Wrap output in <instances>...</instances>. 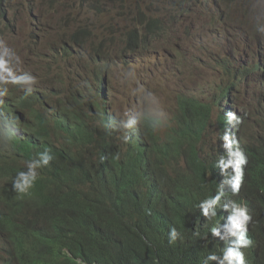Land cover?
I'll use <instances>...</instances> for the list:
<instances>
[{"label":"trees","instance_id":"1","mask_svg":"<svg viewBox=\"0 0 264 264\" xmlns=\"http://www.w3.org/2000/svg\"><path fill=\"white\" fill-rule=\"evenodd\" d=\"M1 1L6 2L5 7L14 2ZM175 1L177 8H182L181 14L187 7L203 6L204 2ZM233 2L215 1L216 5L226 6L231 27ZM139 18V30L118 39H104L99 45L87 29H77L65 41L66 55L89 58L84 76L100 73L96 82L80 76V85L73 79H57L66 89V99L58 107L54 105L60 100L58 90L37 98H11L10 103L0 107V241L11 247L19 264H186L199 256L202 240L220 246L221 239L209 234L199 208L180 214L184 207L198 206L217 194L221 174L218 157L214 158L208 142L203 141L211 108L186 98L180 100L186 130L166 136L165 143L159 144L148 123L149 111L143 103L139 105V94L115 89L110 82L113 73L108 75L103 70V62L112 67L136 49H152L162 40L161 25L166 19L146 13ZM222 64L226 65L224 61ZM262 71L264 63L260 62L252 68L227 64L231 83L219 93L221 101L235 105L241 118L231 132L243 140L248 160L239 203L258 218V224L252 228L253 237L247 235L251 245L240 249L247 264H264V218L259 217L264 213V89L256 81L252 110L241 108L234 101L247 92L255 83L253 76ZM131 108L140 114L136 128L142 137L145 158L139 142H124L122 137L131 135V130L105 127L110 117L119 119L132 114ZM224 116L219 118L223 129ZM203 144L209 151L207 161L200 158L198 147L203 148ZM172 145L188 147L175 156V165L182 158L184 168L169 177L160 169L168 161V147ZM46 149L54 159L37 169L38 180L28 194L20 195L12 187L17 172L26 171L28 161L38 159V154ZM217 151L221 152L219 147ZM150 156L154 157L152 163ZM176 183L196 187L197 200L183 193L174 195ZM232 199L228 194L221 199L215 209L216 219L223 213L222 205ZM190 201L194 203L187 204ZM122 215L127 224L142 226L151 236L130 233L120 223ZM173 227L179 235L175 242H170L169 231ZM123 231L128 232L122 235ZM187 242L193 244L195 251L190 250Z\"/></svg>","mask_w":264,"mask_h":264},{"label":"clouds","instance_id":"2","mask_svg":"<svg viewBox=\"0 0 264 264\" xmlns=\"http://www.w3.org/2000/svg\"><path fill=\"white\" fill-rule=\"evenodd\" d=\"M249 31L250 28L232 36L238 37L236 42H241L245 45L253 39ZM257 31L261 33L264 40V26H258ZM66 43L62 42L52 48L50 62L55 68L50 75L42 69L40 63L33 61L22 65L19 69V74H17L15 69L20 63V57L12 48L8 47L3 41H0V82L6 84H0L2 88L0 91V107L10 103L11 98H37L53 90L61 92L60 100L58 99L54 103L56 107L59 106L60 102L65 101L66 89L61 86L58 80L69 82L70 79H73L80 85L82 82L80 76H84L85 69L89 66V58L87 57L66 55L63 51L66 48ZM159 43L169 44L160 41L156 42L152 49H145V47L138 48L133 54L114 63L112 67L107 66V63L103 62V70L108 72V75L113 73V78H117L120 71V74L144 71L136 75L133 80L122 82L123 89L121 91L132 90L133 94H139V105L143 103L149 111L146 114L148 123L155 131V135L160 141L159 144L165 143L163 139L166 136L173 137L176 133L180 134L186 130V121L179 110L180 100L186 98L211 108V120L203 141L208 142L214 158L218 157L217 167L221 174L218 176L219 186L217 194L201 201L198 206L184 207L180 211V214L191 208H199L200 215L203 217L202 221H204V224L208 223L209 234L221 239V243H219L220 246L218 247L213 243H209V241L205 242V240H202L199 243L201 245L198 247L199 256L186 264H247L245 254L240 249L251 245L252 241L247 235L253 237L252 228L258 224V218L255 214H251L248 207L239 203V196L246 177L245 170L248 160L242 145L243 140L238 136H234L231 132L233 128L240 124L241 118L237 115L238 110L233 103H228L226 100L221 101L219 97L220 89L224 85L231 83V78L228 77L229 79H226L223 77L221 83L214 91L212 88L207 95L202 96L181 86H175L168 89L166 93L173 100L172 107H168V103L164 105L155 104V96H158L157 87L169 79L172 71H179L188 58L184 46L172 48L173 46L169 45L167 51L158 52L155 45ZM261 47L264 48V46ZM213 55H216L214 56L215 58ZM213 55V59L218 61V67L222 70L227 71V64L229 63L235 67L239 64L238 62H234L232 58L227 57L226 54L214 53ZM143 57L145 58L144 60H142ZM220 59L222 60L219 61ZM222 61L226 65H223ZM258 62L264 63V61H256L244 65L239 64V66L245 67L247 65V67L252 68ZM140 65H143L142 69H139ZM66 71H69V74ZM56 76L59 77L57 78ZM253 81L255 83L249 86L247 92L238 95L234 101L242 105L241 108L252 110L255 105L254 93L257 90L255 86L256 81L264 89V71L255 74ZM130 111H132V114H127L126 118L120 117L118 119L110 117L105 127L113 130H119L120 128L135 130L137 124L140 122V114H137L133 108ZM133 114H137V116H133ZM222 116L226 118L224 123L225 129H223L224 127H222L219 120ZM118 137H121V135H118ZM122 138L127 143L131 140V135L125 134ZM201 146L203 148L199 147L200 149L209 153L208 149H204V147H207L205 144ZM187 147L186 145H182L181 147L172 145L168 147L170 157L161 166L160 171H163L169 177H174V175L180 173L184 168L183 159L180 158L179 165L176 166L175 159L177 157L175 156L178 151L182 148L187 149ZM218 147L221 150L220 153L217 151ZM200 158L207 161L206 157L200 155ZM53 159L54 157L51 152L46 149L38 154V159L28 161L27 170L17 172L12 182L13 190L22 196L28 194L39 178L37 169L49 165ZM153 161L154 157L150 156V163ZM197 192L196 187L184 183H176V187L172 190L174 195L183 193L189 197L194 196L196 200L198 198ZM226 194L233 197V199L226 201L222 205L221 211L223 213L216 219L214 217L216 215L215 209L219 207L221 199ZM136 198H138V195ZM193 203L190 201L187 204ZM226 212H228V217L224 216ZM259 217L264 218V213H260ZM120 223L125 228L127 227L130 233L135 232L143 237H146V234L150 235V232L142 226L134 225L133 222H131V225L127 224L126 218L123 215L120 217ZM128 231H123L122 235L127 234ZM221 233H224V235L221 236ZM178 235L179 233L176 228H171L169 231L170 242H175ZM187 243L190 250L192 252L195 251L193 244ZM77 262H80V260L78 259ZM0 264H19L12 255L11 247L3 241H0Z\"/></svg>","mask_w":264,"mask_h":264},{"label":"rangeland","instance_id":"3","mask_svg":"<svg viewBox=\"0 0 264 264\" xmlns=\"http://www.w3.org/2000/svg\"><path fill=\"white\" fill-rule=\"evenodd\" d=\"M203 1V6H189L181 14L182 8H177L175 0H14L9 7L0 0V41L20 57L15 69L17 74L22 65L33 61L40 63L51 75L55 68L50 62L52 48L70 40L77 29L89 30L99 45L104 39H118L139 30L141 13L160 16L169 20H164L160 34L161 41L169 44L155 45L158 52L167 51L169 45L184 46L188 57L179 71H172L169 79L157 87L154 103H168V107H172L173 100L166 95L170 88L181 86L202 96L212 88L214 91L223 77L229 79L227 71L220 69L218 61L213 59L214 53L226 54L243 65L264 61V48L261 47L264 40L257 31L258 26H264V0H234L230 7L232 27L226 6L216 5V0ZM248 28L253 36L251 42L245 45L236 42L238 37L232 35ZM142 68L140 65L139 69ZM142 72L120 74V71L117 78H111V86L121 91L122 82L133 80ZM98 73L84 78L96 82ZM87 101L92 102V99ZM199 152L202 157L209 154L202 149Z\"/></svg>","mask_w":264,"mask_h":264},{"label":"bare ground","instance_id":"4","mask_svg":"<svg viewBox=\"0 0 264 264\" xmlns=\"http://www.w3.org/2000/svg\"><path fill=\"white\" fill-rule=\"evenodd\" d=\"M104 95H105L106 98L108 99V94H107L106 90H104ZM133 116H136V115L133 114ZM131 135H132L131 139H133L134 141H137V142L140 143V145H141V147H142V152H141V154H142L143 158H145V152H144V149H143L142 139H141L142 137L139 135L137 128H135V130H131ZM224 216H225V217H228V212L224 213ZM221 234H222L221 236L224 235V233H221Z\"/></svg>","mask_w":264,"mask_h":264}]
</instances>
